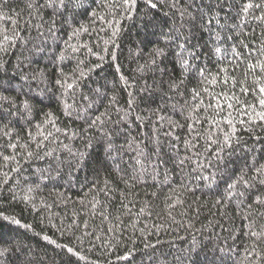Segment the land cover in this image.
I'll use <instances>...</instances> for the list:
<instances>
[{
  "label": "trees",
  "instance_id": "1",
  "mask_svg": "<svg viewBox=\"0 0 264 264\" xmlns=\"http://www.w3.org/2000/svg\"><path fill=\"white\" fill-rule=\"evenodd\" d=\"M82 2L69 27L44 0H0V264H264V184L226 199L230 176L264 165V127L251 123L264 0H136L130 19L124 0ZM248 3L261 7L245 13ZM177 44L196 52L186 75ZM104 112L103 130L85 132ZM229 120L239 145L219 169L198 168L209 130L222 141Z\"/></svg>",
  "mask_w": 264,
  "mask_h": 264
},
{
  "label": "snow or ice",
  "instance_id": "2",
  "mask_svg": "<svg viewBox=\"0 0 264 264\" xmlns=\"http://www.w3.org/2000/svg\"><path fill=\"white\" fill-rule=\"evenodd\" d=\"M144 2L149 8L155 9L157 8V3L159 2V0H156V2H154V0H144ZM124 4L126 6L127 12L129 13V16L127 18L130 19L131 13L134 11L136 7V0H124ZM178 5H179V0H172L171 6L173 8L178 7ZM41 6L42 7L46 6L48 8L53 9V17H55L57 13L64 16L65 23H67L69 27H72L73 23L76 22V17L79 14V10L84 8V4L82 0H44V4ZM29 7H33V5L30 4ZM253 7L260 8L261 5L259 4L253 5L252 3H248L245 5L243 11L247 13V11ZM92 15L95 16L96 13L92 12ZM183 15L184 13L181 12L182 17ZM258 19L264 20V15H262ZM55 23H56L55 18H53L48 28V31L53 34V37L55 36V32H56ZM209 23H211V21H209ZM82 30L87 31V29L83 25H80L77 28H72L73 35L78 34ZM173 39H175V37L169 36L164 40V43L167 44L169 43L170 40H173ZM177 47L180 49L178 56H179L180 67L182 69V75H186L194 67V65L190 64L189 61L190 60L194 61L197 58L196 52L194 50L188 49L184 44H177ZM154 51L157 57L164 55V49L158 48V49H154ZM215 51L216 53H220L221 49L217 47ZM236 55H239V54L237 53ZM152 63H155V60H153ZM255 67L256 65H249L250 69L254 70ZM259 67L261 68V71H264V65H260ZM0 68H2V65H0ZM117 71H119V69H117ZM196 71L199 76L201 77L205 76L206 69L200 68V69H196ZM221 71L226 72L227 70L221 69ZM83 76H84V72L81 71L80 78H83ZM121 80L124 81V78L121 77ZM227 82H228V78L227 76H225L224 83H227ZM55 83L57 85H60L61 88H65V84H63L60 80H57ZM182 83H183V80L174 81L171 87L178 88L180 84ZM233 83H235L234 79H233ZM74 85L77 88L79 87V85L75 84V81H73V83H67L66 90H71L74 87ZM259 93L261 94V98L259 99V106L262 110L256 111V106L255 105L251 106L252 111L255 113L254 117H252L251 119V123H256L257 126L259 127H264V87L259 88ZM66 94L67 92L65 91L62 93V96H65ZM193 95L195 98V96H197L198 93L195 90H193ZM0 99H4L5 101H7V97H3ZM52 99H55V94H53ZM85 99H88V98L85 97ZM57 102L62 105L65 111V115L71 117L72 112L75 111L74 106L69 104L66 99H62ZM94 103H95L94 101H89L88 107L92 108ZM115 104H116V98L112 97V100L109 106L111 107V106H114ZM131 104H132V101L129 100V105L131 106ZM13 106H15L14 103H13ZM22 106H23L24 111L30 115L32 111V106L28 103V101L26 100L23 101ZM227 106L228 108H232V103L229 102ZM117 111L119 112L121 111V109H117ZM51 115H52L51 113H45L46 117H51ZM127 115L128 113H125L124 116L121 117V120L126 119ZM102 117L110 119V117L107 116V112L94 115L92 118L86 121L87 128H85V132L93 128H96L97 130L102 131L103 125L105 124V119ZM137 119H139V117H137ZM49 122H52V121L49 120ZM227 123L232 127V132L225 133L224 139L222 141L219 138H214V133L212 132L211 129L209 130V135H208V140L206 142L205 151L211 153V156L204 157L203 161H201L200 159H197L196 164L198 168L212 167L213 160H214L216 167L219 169L220 165L225 163V156L231 155L232 151H234L233 144L235 143L236 145H239L240 138L235 135L236 129L234 125L232 124V121L229 120L227 121ZM240 123L244 124L245 121L241 120ZM37 127H39V125H37ZM189 128L190 130H194L192 128V125H190ZM247 130L253 131L252 128H248ZM29 135H31V133H29ZM49 135H51V133H49ZM197 135H199V133H197ZM45 139H47V137H45ZM186 144H190V147L192 148L196 147L195 144H191L188 141H186ZM9 146L13 149L16 147L15 144H10ZM88 146H90V144L86 145V147ZM37 147L39 148L40 146L38 145ZM46 154L50 155V153H46ZM27 155L29 157H32L33 153L29 152ZM80 156L82 158L83 153H81ZM197 156H199V153H197ZM4 159L5 160L15 159V157L5 156ZM181 163H183V161H181ZM224 171L225 172L227 171L226 167ZM254 171H255V175L247 179H245V174L243 173V170H241V174L239 176H234V175L230 176L229 181L227 183L228 194H227L226 199H231L233 196H236V197L244 196L245 193L239 190V188L237 187L238 185H241L243 188L247 189V188L252 187V183H251L252 181H258L260 184H264V165H261L260 167L256 168ZM214 175L215 174H213V180H214ZM256 203H264V200H261L259 197H257ZM12 223L19 224L20 221L13 219ZM253 235H256V233H253ZM4 251H6V249ZM68 251L71 252L72 249H68ZM0 255H3V251H0Z\"/></svg>",
  "mask_w": 264,
  "mask_h": 264
},
{
  "label": "rangeland",
  "instance_id": "3",
  "mask_svg": "<svg viewBox=\"0 0 264 264\" xmlns=\"http://www.w3.org/2000/svg\"><path fill=\"white\" fill-rule=\"evenodd\" d=\"M217 262V261H216Z\"/></svg>",
  "mask_w": 264,
  "mask_h": 264
}]
</instances>
